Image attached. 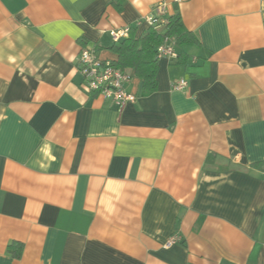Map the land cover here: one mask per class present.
I'll return each mask as SVG.
<instances>
[{
  "label": "crops",
  "instance_id": "1",
  "mask_svg": "<svg viewBox=\"0 0 264 264\" xmlns=\"http://www.w3.org/2000/svg\"><path fill=\"white\" fill-rule=\"evenodd\" d=\"M113 1L0 0V264H264V0L171 1L195 42L121 111L79 51L161 0Z\"/></svg>",
  "mask_w": 264,
  "mask_h": 264
},
{
  "label": "built area",
  "instance_id": "2",
  "mask_svg": "<svg viewBox=\"0 0 264 264\" xmlns=\"http://www.w3.org/2000/svg\"><path fill=\"white\" fill-rule=\"evenodd\" d=\"M171 1L174 4L179 3L181 0H161L154 8L155 15L144 17L141 23H144L147 28H153L160 32L163 31L170 17L167 7ZM129 32V27L113 30L110 32V37H112L115 44H118L128 38ZM175 46L173 38H166L156 48L158 60L168 59L169 61H176L178 59V52ZM79 52L78 72L82 76L83 86L86 91L110 100L118 111H121L126 105L135 102V95L125 90L126 85L132 80L131 70L118 69L112 64V61L100 59L94 48H83ZM186 85L185 80H180L177 84L172 85L171 88L177 92L182 91ZM176 241L177 238H171L164 247H170Z\"/></svg>",
  "mask_w": 264,
  "mask_h": 264
},
{
  "label": "trees",
  "instance_id": "3",
  "mask_svg": "<svg viewBox=\"0 0 264 264\" xmlns=\"http://www.w3.org/2000/svg\"><path fill=\"white\" fill-rule=\"evenodd\" d=\"M114 0L113 2H117ZM181 18L178 15H172L168 19V24L163 31H157L153 28H146L136 36V29L130 28L128 38L124 41L114 44L109 49L116 55L115 61H112L118 69H131L133 76L142 81V89L146 93H153L157 90L158 82L156 80L159 60L157 58V49L166 38H173L175 47L195 42L193 36L183 27ZM182 54L178 55V60ZM9 253L15 259H19L22 253V245L13 243L8 248Z\"/></svg>",
  "mask_w": 264,
  "mask_h": 264
}]
</instances>
